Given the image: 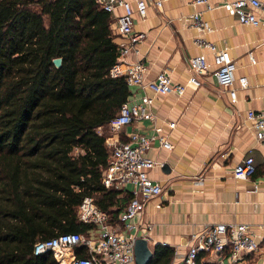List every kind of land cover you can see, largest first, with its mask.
Wrapping results in <instances>:
<instances>
[{
    "label": "trees",
    "instance_id": "1",
    "mask_svg": "<svg viewBox=\"0 0 264 264\" xmlns=\"http://www.w3.org/2000/svg\"><path fill=\"white\" fill-rule=\"evenodd\" d=\"M108 18L93 0H0V264H56L32 244L88 230L75 217L82 197L111 225L129 197L99 182L108 151L96 129L129 95L108 74ZM150 251L147 264H170L171 248Z\"/></svg>",
    "mask_w": 264,
    "mask_h": 264
},
{
    "label": "crops",
    "instance_id": "2",
    "mask_svg": "<svg viewBox=\"0 0 264 264\" xmlns=\"http://www.w3.org/2000/svg\"><path fill=\"white\" fill-rule=\"evenodd\" d=\"M132 9L131 27L143 39L128 51L123 60L140 61L145 67V80L164 71L173 83L185 85L180 96L152 95L147 110L153 121L141 119L120 129L116 138L137 131L146 136L160 128L170 148L152 143L147 151L156 164L147 171L161 192L145 203L143 213L133 221L143 227L147 247L167 246L172 249L171 263L185 255L189 238L205 226L223 223L247 225L258 242L251 253H241L230 261L227 252L201 254L206 264H261L264 257V146L254 139L246 112L264 107V29L241 25L221 8L210 11L191 0H143L145 16L134 8L136 0H124ZM224 0H208L216 5ZM200 12L211 30L203 33L188 27V18ZM114 15L121 13L115 8ZM114 33V42L122 39ZM200 39L217 49H225L235 65L234 77H244L246 86L232 85L235 98L230 101L228 89L216 86L210 73L201 79L200 87L186 85L189 76L187 59L204 58L209 72L214 70L210 51L197 45ZM251 52L254 63H249ZM140 90L129 88L127 101H137ZM173 127L168 128L167 123ZM104 126V125H103ZM253 161V174L247 179L232 177V168L243 157ZM255 187V189H253ZM126 193V192H121Z\"/></svg>",
    "mask_w": 264,
    "mask_h": 264
},
{
    "label": "built area",
    "instance_id": "3",
    "mask_svg": "<svg viewBox=\"0 0 264 264\" xmlns=\"http://www.w3.org/2000/svg\"><path fill=\"white\" fill-rule=\"evenodd\" d=\"M93 1L108 14L109 27L111 26L122 39L117 43L118 56L109 68V76L122 77L128 89L135 88L143 92L137 101L126 99L117 113L104 126L96 129L98 135H103L104 146L108 151L106 165L100 171L99 182L104 188L126 192L129 197L119 212L115 225H111L108 215L95 206L92 197H82L76 207L75 217L78 222L88 225L89 229L84 233H62L36 240L32 244L31 252L33 255L48 253L56 264H133L134 239L143 238L144 233L143 227L133 219L143 213L148 200L157 197L161 192L158 183L147 175V171L156 164L147 155V151L152 148L154 140L158 148L169 149L170 145L160 134L159 127H154L148 136L131 131L121 140L116 138V134L133 121H153V115L147 110L151 99L144 91L152 95L180 96L185 85L173 83L164 71L158 72L152 79L145 80L146 67L142 62L124 61L127 52L134 53L135 45L144 36L132 30L130 4L124 0ZM162 1L164 0L154 1V7L159 8ZM190 4L201 5L206 11L221 8L238 24L264 29V0H224L216 5L210 4L208 0H191ZM115 8L121 9V13L114 15L112 12ZM134 8L140 18L145 16L146 4L143 0H136ZM187 20L188 27L197 31L206 33L211 30L207 21L201 18L200 12L193 13ZM261 44L264 47V40ZM197 45L205 46L210 51L214 70L208 71L203 57H189V76L185 84L193 88L200 87L201 79L210 73L217 87L228 89L229 99L233 101V83L236 81L240 88H244L246 79L234 77L235 65L225 49H217L200 39L197 40ZM247 58L249 63H254L251 52L247 53ZM245 117L251 125L254 139L264 146V107L257 111H247ZM167 127L172 128L173 123L168 122ZM253 171V161L251 157L246 156L234 165L232 177L247 179ZM254 236L250 228L242 223H215L205 226L190 236L182 260L171 264H196L199 254L221 252H227L230 261H234L237 255L251 253L257 249L258 242ZM261 264H264V257Z\"/></svg>",
    "mask_w": 264,
    "mask_h": 264
},
{
    "label": "water",
    "instance_id": "4",
    "mask_svg": "<svg viewBox=\"0 0 264 264\" xmlns=\"http://www.w3.org/2000/svg\"><path fill=\"white\" fill-rule=\"evenodd\" d=\"M51 63L54 67L60 64L59 58H53ZM151 257V251L147 247L146 240L142 237H137L133 242V264H147Z\"/></svg>",
    "mask_w": 264,
    "mask_h": 264
},
{
    "label": "rangeland",
    "instance_id": "5",
    "mask_svg": "<svg viewBox=\"0 0 264 264\" xmlns=\"http://www.w3.org/2000/svg\"><path fill=\"white\" fill-rule=\"evenodd\" d=\"M127 191H130L129 189H127ZM125 203V201L123 202V204Z\"/></svg>",
    "mask_w": 264,
    "mask_h": 264
}]
</instances>
